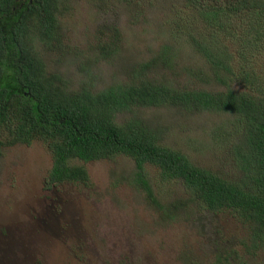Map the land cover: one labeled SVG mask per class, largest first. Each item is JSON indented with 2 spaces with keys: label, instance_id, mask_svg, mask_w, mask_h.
<instances>
[{
  "label": "trees",
  "instance_id": "trees-1",
  "mask_svg": "<svg viewBox=\"0 0 264 264\" xmlns=\"http://www.w3.org/2000/svg\"><path fill=\"white\" fill-rule=\"evenodd\" d=\"M95 1L105 22L91 34L88 53L76 56L112 64L114 81L103 89L84 61L88 80L77 85L47 69L42 51L65 50L59 18L71 9L68 0H0V157L7 148L42 142L53 161L51 188L90 186L79 163L131 158L135 183L168 219L211 213L242 228L233 246L216 245L209 264H264V0ZM146 8L160 15L169 40L147 61L117 65L127 41L120 9L137 25ZM184 45L201 63L185 67L181 83L167 72L180 77ZM151 108L230 115L211 133L220 146L216 168L163 146L161 121L143 114ZM148 167L179 185L183 197L169 203L155 197ZM183 260L202 264L190 255Z\"/></svg>",
  "mask_w": 264,
  "mask_h": 264
},
{
  "label": "rangeland",
  "instance_id": "rangeland-1",
  "mask_svg": "<svg viewBox=\"0 0 264 264\" xmlns=\"http://www.w3.org/2000/svg\"><path fill=\"white\" fill-rule=\"evenodd\" d=\"M67 4L71 9L59 18L65 50L42 51L47 69L77 85L88 80L80 71L84 61L93 67L97 88L103 89L114 81L112 64L82 60L76 52L88 53L91 34L104 24V13H98L95 0H68ZM119 13L127 41L117 65L131 58L147 61L154 49L169 40L167 27L157 24V12L146 8L137 25L131 24L123 9ZM189 53L184 45L176 70L180 77L173 72H167V77L185 82L181 71L201 63ZM143 114L161 121L163 146L186 154L199 166L216 168L220 146L211 133L230 115L187 117L178 109L153 108ZM52 165L51 153L42 142L7 148L0 157V264H184L185 255L209 264L216 245L233 246L242 234V228L225 215L193 212L188 221L184 215L176 221L165 217L135 183L136 164L126 156L79 163L86 167L90 186L67 183L51 188L46 178ZM147 173L161 202L183 197L179 185L163 181L151 167Z\"/></svg>",
  "mask_w": 264,
  "mask_h": 264
}]
</instances>
